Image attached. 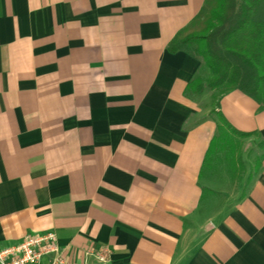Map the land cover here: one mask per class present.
Listing matches in <instances>:
<instances>
[{
    "label": "crops",
    "instance_id": "obj_1",
    "mask_svg": "<svg viewBox=\"0 0 264 264\" xmlns=\"http://www.w3.org/2000/svg\"><path fill=\"white\" fill-rule=\"evenodd\" d=\"M202 3L0 0V249L51 230L77 264H264V107L213 112L202 58L167 49ZM215 111L261 150L239 196L200 173Z\"/></svg>",
    "mask_w": 264,
    "mask_h": 264
},
{
    "label": "trees",
    "instance_id": "obj_2",
    "mask_svg": "<svg viewBox=\"0 0 264 264\" xmlns=\"http://www.w3.org/2000/svg\"><path fill=\"white\" fill-rule=\"evenodd\" d=\"M167 49L202 58L209 71L206 86L214 107L219 97L230 90H238L264 107V0H203ZM195 83L198 85H192ZM186 89L200 93L199 78L192 79ZM215 114L216 133L209 141L200 173L218 159V154L227 161L233 158L237 139L255 133L236 130L218 111Z\"/></svg>",
    "mask_w": 264,
    "mask_h": 264
},
{
    "label": "built area",
    "instance_id": "obj_3",
    "mask_svg": "<svg viewBox=\"0 0 264 264\" xmlns=\"http://www.w3.org/2000/svg\"><path fill=\"white\" fill-rule=\"evenodd\" d=\"M80 264H108L111 249L106 245L89 246L81 250ZM0 264H77L70 260L66 250L57 243L56 234L44 231L24 237L15 244L0 249Z\"/></svg>",
    "mask_w": 264,
    "mask_h": 264
},
{
    "label": "rangeland",
    "instance_id": "obj_4",
    "mask_svg": "<svg viewBox=\"0 0 264 264\" xmlns=\"http://www.w3.org/2000/svg\"><path fill=\"white\" fill-rule=\"evenodd\" d=\"M212 107H214L213 102ZM260 151L257 139L252 135L237 139L233 158L227 161L223 154H218V159H214L209 167L203 169L202 178L212 179L213 185L216 189L220 188L221 193L228 192L239 196L244 189L247 175L257 162Z\"/></svg>",
    "mask_w": 264,
    "mask_h": 264
}]
</instances>
